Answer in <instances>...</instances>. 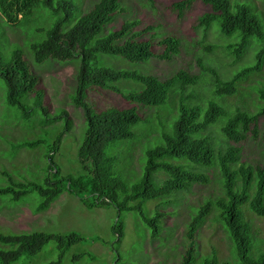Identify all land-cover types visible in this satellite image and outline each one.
Listing matches in <instances>:
<instances>
[{
    "label": "trees",
    "instance_id": "trees-1",
    "mask_svg": "<svg viewBox=\"0 0 264 264\" xmlns=\"http://www.w3.org/2000/svg\"><path fill=\"white\" fill-rule=\"evenodd\" d=\"M80 1L0 0V79L5 83L7 102L16 106L22 117L29 119L32 108L42 107L43 91L37 89L39 77L24 57V46L8 40L4 24L24 28L31 34L45 31L41 39L33 37L27 42L35 64L51 59L70 60L77 64V89L72 98L77 106L83 107L88 122L83 143L78 149L83 173L61 175L54 161V152L61 141L57 137L45 156L47 174L43 182L18 181L8 175L9 183L0 186V195L11 194L12 199H18L29 191L37 190L43 197L39 209H43L63 189H68L82 199L91 197V201H86L90 207L114 205L120 212L138 210L143 222L151 228L152 236L156 237L160 233L164 213L155 208L152 215L146 214L144 204L148 200H160V205L165 206L170 202L165 200L168 195L188 191L196 183L209 182L203 171L216 166L221 193L206 201L189 222L187 235L192 245L181 264H264V250L255 246L252 224L244 211L246 206L264 220V163L252 165L242 162V147L236 144L243 141L249 132L257 136L258 118L264 115V87L258 90L261 103L256 112L241 107L228 112L223 102L217 99L237 94L240 81L258 73L264 64V26L257 7L243 0H202L211 6V11L199 16L197 25L207 29L216 23L222 35L231 37L236 34L237 40L227 45L236 60L243 57L253 38L261 43L256 42L258 49L254 61L243 65L228 79H222L213 67L199 60L201 71L213 76L212 93L217 97L201 101L192 92L184 94L189 85H196L201 80V74L180 69L161 80L135 67L116 69L104 59L106 56H120L131 62L130 65L147 62L152 57L170 59L179 52V38L171 35L161 38L157 44L162 46V52L155 53L152 40L141 38L154 26L136 30L137 19L125 20L120 28L105 32L115 15L124 9L121 0H97L85 12L80 11ZM148 1L152 3V0ZM192 1L182 0L173 6L181 16ZM41 15H46L51 21L46 30L34 24ZM155 36L153 33L152 37ZM205 48L211 51L214 46ZM92 86L120 92L133 103L160 109H164L162 105L165 104L167 108L171 96L177 95L179 99L170 128H161L159 139L162 142L147 149L143 174L131 183L118 171V156L109 154L107 149L119 140L132 139L135 136L133 127L142 117L136 106L94 110L84 101L86 91ZM192 98L195 99L193 103L190 102ZM172 109L167 108L168 113ZM222 117H225L221 127L227 141L225 146L224 143L219 145V141L216 143L209 129ZM148 121L145 119L146 123ZM163 121L164 118L160 121L161 127ZM41 143V139H34L21 145L34 147ZM158 173L163 175L161 180ZM212 210L217 211L215 218L222 223L232 243L234 261H221L215 250L199 260L196 258L195 242L192 241ZM114 230L120 235L122 225L116 224ZM50 240L57 242L60 256H63L82 240V236L77 232L66 235L0 233V264H13L23 255L33 256Z\"/></svg>",
    "mask_w": 264,
    "mask_h": 264
},
{
    "label": "rangeland",
    "instance_id": "rangeland-1",
    "mask_svg": "<svg viewBox=\"0 0 264 264\" xmlns=\"http://www.w3.org/2000/svg\"><path fill=\"white\" fill-rule=\"evenodd\" d=\"M95 1L97 0H81L80 11H87ZM179 1L182 0H152V3L148 0H121L124 9L115 15L105 29V32L115 30L125 20L137 19L138 24L134 27L136 30L154 26L153 30L143 33L141 38L152 40L155 53L162 52V46L157 41L171 35L181 41L177 54L170 59L152 57L147 62L132 65L120 56H104L105 62L116 69L135 67L143 73L154 74L161 80L169 78L180 69L201 74V80L196 85H189L184 94L192 92L201 101L217 98L212 93L213 76L201 71L199 60L213 67L222 79H228L243 65L254 61L258 49L256 42L260 44L261 41L253 38L243 57L236 60L227 49L228 44L237 40L236 34L231 37L222 35L216 23L207 29L197 25L198 17L211 11V6L202 0H193L180 16L179 10L173 6ZM247 1L257 7L264 26V0L242 2ZM34 24L46 30L51 21L46 15H41ZM3 27L10 42H18L24 46V57L30 61L34 73L39 77L37 89L43 91L42 107L45 109L34 107L29 119L22 117L19 109L7 102L5 83L0 79V186L9 183V176L23 182H43L47 174L45 156L48 147L57 137L61 141L54 152V161L59 166L61 175L76 176L83 173L78 149L83 143L88 122L83 107L77 106L72 98L77 89V64L70 60L51 59L37 65L32 59L27 42L33 40V37L41 39L40 37L45 36V31L31 34L24 28L5 24ZM153 33L156 34L155 37H152ZM207 45H213V50H207ZM260 87H264V64L258 73L240 81L237 94L217 99L223 102L228 112L235 111L237 107L256 112L261 103L258 93ZM84 101L96 111L107 107H137L142 120L133 127L135 136L117 141L108 147L107 152L118 156V171L130 183L139 179L147 161V149L162 142L159 139L161 128L169 129L176 116L175 106L179 101L177 95L170 97L167 106L173 108L170 113L165 109L166 104L162 105L165 110L143 106L124 98L120 92L98 86H92L86 91ZM194 101L192 98L190 102ZM161 116L165 120L162 127ZM145 119H149L148 123ZM224 121L225 117H222L209 128L216 143H224L223 146L227 144L221 131ZM34 139H41L42 143L34 147L21 145ZM236 144L242 147V162L252 165L264 163V115L258 118L257 136L254 137L249 132L243 141ZM196 170L201 171L202 168ZM204 170L209 182L196 183L188 191L168 195L165 200L170 202L165 206L160 205V200H148L144 204L146 214L152 215L155 208L164 213L160 233L156 237L152 236L151 228L143 222L138 210L120 212L114 205L90 207L86 201H91V197L84 200L68 189H63L43 209H39L43 197L37 190L29 191L18 199H12L11 194L0 195V233L45 232L66 235L77 232L82 236V240L63 256H60L57 242L50 240L37 254L23 255L13 264H181L192 245L187 235L189 222L206 201L221 193L218 168L215 166ZM157 177L161 180L163 175L158 173ZM244 211L252 224L255 246L264 250V220L246 206ZM216 216L217 211L212 210L195 232L192 242H195L196 258L199 260L215 250L221 261H234L232 243ZM116 224L122 225L120 235L114 230Z\"/></svg>",
    "mask_w": 264,
    "mask_h": 264
}]
</instances>
